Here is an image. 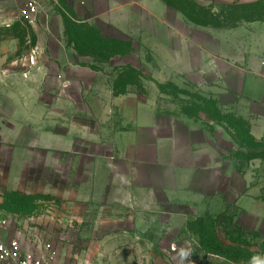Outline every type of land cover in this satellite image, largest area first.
Returning a JSON list of instances; mask_svg holds the SVG:
<instances>
[{"label": "rangeland", "instance_id": "1", "mask_svg": "<svg viewBox=\"0 0 264 264\" xmlns=\"http://www.w3.org/2000/svg\"><path fill=\"white\" fill-rule=\"evenodd\" d=\"M65 1L40 0L31 16L21 0H0V130L9 140L24 125L16 145L0 147V215L8 221L3 240L16 239L23 252L41 259L50 244V264L264 261V140L239 147L232 140L233 126L248 127L238 116L249 109L241 96L264 101V93L257 94L263 84L246 80L251 49L264 48V0L152 2L150 18L135 9L132 36L107 38L57 19L65 15ZM65 56L89 59L81 63L90 76L117 72V92H134L176 116L211 120L214 150L207 149L209 159L206 147L200 152L204 169L192 179L197 184L186 183L191 172L184 169L183 192L164 203L159 191L136 187L127 193L122 165L118 183L102 194L116 204H67L71 194L62 187L86 179L85 170L76 161L48 160L32 144L45 137L48 121L62 126L69 94L75 105L94 108L100 98L67 87ZM184 57H192L195 74L184 71ZM261 63L264 72V55ZM107 177L102 172L90 182L105 192ZM149 178L137 177L142 183Z\"/></svg>", "mask_w": 264, "mask_h": 264}, {"label": "crops", "instance_id": "2", "mask_svg": "<svg viewBox=\"0 0 264 264\" xmlns=\"http://www.w3.org/2000/svg\"><path fill=\"white\" fill-rule=\"evenodd\" d=\"M234 1L236 0L220 2ZM65 2L67 5L65 15L57 19L61 21L68 19L94 30L96 36L105 38L132 36L135 9L142 12L144 20V14L150 18L152 2L163 4L161 0H66ZM59 26L61 33L65 31L63 25ZM245 32L249 33L246 30ZM69 49L67 48L68 51ZM250 55L254 58L251 63L253 67L249 68L250 72L247 71L246 80H254L258 85L263 84L258 88L259 93H257L263 95L264 72L260 67L264 55L262 44H256L251 49ZM191 58L190 62L187 57L183 58V64L187 69L184 71L195 74L198 71L195 70L197 65L193 68ZM76 59L78 60L76 62L70 61L65 56L61 61L62 75L68 84L67 87L77 91L79 96L100 98L98 105L94 108L83 101L75 105V100L71 99L69 94V101L66 100L68 111L65 113L62 126L55 121H48L45 137L32 144L36 149L45 150L48 160H62L64 164L67 161H76L85 170L86 179L62 187L64 193L71 194L67 204H78L77 201H84L87 204H116V201L112 203V199L105 202L108 197L102 194L109 192L114 180L118 183L119 169L122 165L126 170L124 175L126 185H124L127 193L129 190L132 192L136 187H144L151 193L159 191L165 194L164 203L177 200L174 194L183 192V180L180 177L184 169L191 172L186 183L197 184L192 179L204 169L198 164L199 154L205 149L203 147H206V156L209 159L207 149L210 148L212 152L214 150L213 122L190 116H176L154 101L136 97L134 92L129 90L117 92L115 88L117 72L100 70L94 71L90 76L81 63L89 59L82 57ZM250 59L247 62H250ZM227 64L230 65L229 62ZM88 79L91 80L89 83H87ZM67 93H69L68 89ZM241 97L249 109L238 116L247 122L249 133L255 140H264L262 96L242 95ZM23 126L20 122L14 137L9 140L0 130V147L16 145L15 140L17 135L21 134ZM198 135L206 137L204 140H199ZM228 138L231 139L230 136ZM10 159L15 158L12 156ZM78 164L73 165L72 168ZM102 172L108 175L105 192L104 189L97 188L90 182L91 177L97 181ZM140 173H145L148 178H156L152 181L149 178L147 183H142L137 179ZM84 193L88 196H83Z\"/></svg>", "mask_w": 264, "mask_h": 264}, {"label": "built area", "instance_id": "3", "mask_svg": "<svg viewBox=\"0 0 264 264\" xmlns=\"http://www.w3.org/2000/svg\"><path fill=\"white\" fill-rule=\"evenodd\" d=\"M26 7L28 15L35 16L38 13L40 0H21ZM8 226V221L4 215H0V262H11L13 264H50L55 254L52 246L47 244L46 257L36 258L33 251H22L21 244L16 239L3 240V233Z\"/></svg>", "mask_w": 264, "mask_h": 264}, {"label": "trees", "instance_id": "4", "mask_svg": "<svg viewBox=\"0 0 264 264\" xmlns=\"http://www.w3.org/2000/svg\"><path fill=\"white\" fill-rule=\"evenodd\" d=\"M245 127V128H244ZM234 129V136L232 135V140H234L237 144V147L242 146L238 142L242 143H254L256 142L255 139L250 135L249 129L247 126L241 127L240 129L233 126Z\"/></svg>", "mask_w": 264, "mask_h": 264}, {"label": "clouds", "instance_id": "5", "mask_svg": "<svg viewBox=\"0 0 264 264\" xmlns=\"http://www.w3.org/2000/svg\"><path fill=\"white\" fill-rule=\"evenodd\" d=\"M253 264H264V261H261L258 258H254Z\"/></svg>", "mask_w": 264, "mask_h": 264}]
</instances>
